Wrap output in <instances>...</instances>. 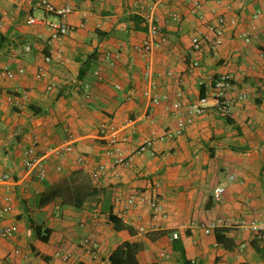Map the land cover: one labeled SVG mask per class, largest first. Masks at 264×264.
<instances>
[{
    "label": "crops",
    "instance_id": "1",
    "mask_svg": "<svg viewBox=\"0 0 264 264\" xmlns=\"http://www.w3.org/2000/svg\"><path fill=\"white\" fill-rule=\"evenodd\" d=\"M29 1L0 0V72L4 67L24 69L12 79L0 76V174L12 177V211L5 223L18 227L12 238H0V259L14 264H110L108 257L118 244L140 240L144 248L139 264H264V243L257 242L261 252L256 251L251 231L239 225L241 220L264 219V19L254 20L256 38L250 43L236 37L253 23L256 9L264 10V0H202L206 20L235 16L237 24L226 28L216 53L206 43L198 55L191 47L199 24L189 11L193 0H48L74 8L66 16L69 32L57 40L49 38L42 24L27 23L29 16L43 15ZM170 12L181 19H168ZM148 15L158 17L166 40L143 56L133 46L148 36ZM26 44L29 51L23 48ZM107 50L118 54L113 65L103 57ZM194 58L199 65L190 69ZM39 65L56 81L54 89L35 79ZM94 70L101 79L93 76ZM222 73L232 76L229 95L247 94L230 116H199L182 136L156 142L153 155L147 151L135 156L128 166L105 154L97 135L101 122L114 123L119 136L127 137L117 144L127 153L151 130L174 125L172 102L204 95L212 78ZM12 95L24 98L19 106L8 103ZM151 97L161 102L153 104ZM129 119L132 124L125 123ZM33 139L38 155L63 142L72 146L48 157L43 179L23 168V152ZM80 156L92 166L105 164L96 181L90 179L87 164L78 162ZM66 178L83 189V204H62L60 196L40 204L41 196ZM216 186L224 188L219 199L213 196ZM138 194L157 196L168 211L166 219L146 232L166 231L155 240L137 231L134 212L123 222L127 228L116 230L109 221L110 212L121 219L125 198ZM141 212L149 224L148 208ZM193 220L199 225L190 226ZM211 222L225 228V245L216 240V227L203 231ZM31 224L50 229L48 240L38 239ZM173 233L176 239L170 238ZM85 237L98 242L97 258L81 244ZM16 249L20 255L14 254Z\"/></svg>",
    "mask_w": 264,
    "mask_h": 264
},
{
    "label": "built area",
    "instance_id": "2",
    "mask_svg": "<svg viewBox=\"0 0 264 264\" xmlns=\"http://www.w3.org/2000/svg\"><path fill=\"white\" fill-rule=\"evenodd\" d=\"M30 7L33 10H41L43 15L34 16L31 15L27 18L28 24H42L45 26L49 32V38L51 40H57L64 37L70 30L68 23L66 22V16L74 11L69 5L56 6L49 2L48 0H31L29 1ZM230 9V7H227ZM190 13L199 22L193 35L191 36V47L192 50L198 55L204 50V44H208V48L211 52L216 53L218 47L222 44L224 39V32L227 27H234L237 24V18L235 16L225 17L223 15L216 16L214 20L208 21L205 19L202 0H193L190 6ZM86 15V14H84ZM262 17L264 19V10L256 9L252 13L253 23L247 29H243L236 34V37L245 43H250L256 38V25L254 20ZM147 18V30L148 36L141 43L135 44L133 50L140 55L145 56L153 49L161 47L166 38L165 34L160 28V22L158 17L153 15L146 16ZM173 19L179 21L181 16L177 12H170L168 14V19ZM24 50L29 51L30 45H24ZM60 58V53L57 54ZM103 57L110 64L113 65L118 59V54L110 50L103 53ZM43 60L45 62L50 61V56L44 55ZM61 60V58H60ZM199 65L197 58L191 60L190 69H194ZM24 69L19 68L17 71L4 67L0 76L3 75L8 79L14 78L17 74H23ZM93 76L101 79L102 76L99 70L93 71ZM35 79L38 81H44L47 90L54 89L56 87V81L49 75L47 70L39 65L36 68ZM75 81V79H72ZM153 83H151V88H153ZM232 85V76L228 73H222L215 78H212L211 83L207 92L199 96L192 101L172 102L170 105V110H172L175 116V123L173 126L164 128L162 131L158 132L156 130H151L147 136H143L138 144L131 148L127 153H124L117 144L120 141H126L127 137L119 136L120 129L115 126L114 123L110 121H103L97 127V135L103 141L105 146V154L113 158L115 164L122 166H128L135 156L141 155L147 151L153 155L154 152L152 147L156 142H161L165 140H172L179 136H182L186 128L194 123L196 118L199 116L216 113L222 117L230 116L234 106L246 99L247 94L245 92H238L234 95H229V90ZM87 87V84H85ZM116 88H120L117 84ZM148 92H145L147 95ZM84 98H89V93L87 90L84 93ZM24 100L23 97L12 95L8 97V103L12 107H17ZM151 102L153 104H159L161 102L160 97H151ZM145 118L152 122L153 119L146 115ZM126 124H132V120H127ZM124 125V124H123ZM38 141L33 139L28 147L23 152V168L26 172L37 179H43L46 176V163L50 155H61L65 152L72 150L71 143L63 142L59 145L48 148L43 154L38 155ZM79 163L87 164V160L84 156L78 158ZM105 164H99L97 166H92L87 164V171L89 177L92 181H96L99 176L104 172ZM12 186V177L9 173L0 174V238H12L17 232V225L15 222L5 223L7 215L12 211V194L10 192ZM224 191L222 186H216L213 190V196L215 199H219L220 195ZM149 210V224H145L142 219L143 215L141 210L144 208ZM134 212L135 219L137 221V231L140 234L146 233L149 228L156 227L160 220L166 219L168 217V211L164 209L162 203L157 196L138 194L132 195L125 198L123 202V207L121 209L120 217L123 222L128 220V214ZM190 226H198V222L195 220L190 221ZM239 225L248 229L252 233V239H255L258 243H264V219H251V220H241ZM216 227V222H211L209 225L203 227L205 233H209L213 228ZM171 239H176V233L171 234ZM81 244L86 248L87 252L94 258L98 257V242L92 238L85 237ZM244 243L239 244V249H243ZM15 255H20V250H14ZM68 255H64L63 259H67ZM194 262V261H192ZM0 264H14L12 260L7 258L0 259ZM38 264H51L47 261H42Z\"/></svg>",
    "mask_w": 264,
    "mask_h": 264
},
{
    "label": "trees",
    "instance_id": "3",
    "mask_svg": "<svg viewBox=\"0 0 264 264\" xmlns=\"http://www.w3.org/2000/svg\"><path fill=\"white\" fill-rule=\"evenodd\" d=\"M134 18V17H133ZM137 27V26H136ZM142 29V28H141ZM55 196L61 197L62 204L72 205L74 207H80L83 204L85 194L83 193V189L79 187H73L69 184V179H64L62 184H60L56 188H52L48 190L45 194H43L40 198V204L49 201ZM109 221L113 224L114 229L120 230L127 228V226L123 223V221L118 218L115 214H108ZM31 227L38 239L41 241H47L49 238V234L51 232L50 229H43L40 225L31 224ZM225 230L223 227H216L214 229L216 240L219 243L226 244V240L222 238L221 233ZM166 231H156V232H148L146 233V237L149 240H155L160 235L165 234ZM251 245L254 247L256 251L261 252L259 249L257 241L254 239L251 241ZM144 248V244L140 240H125L118 244L113 251L110 253L108 257V261L110 264H139L138 261V253Z\"/></svg>",
    "mask_w": 264,
    "mask_h": 264
}]
</instances>
